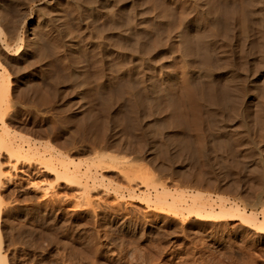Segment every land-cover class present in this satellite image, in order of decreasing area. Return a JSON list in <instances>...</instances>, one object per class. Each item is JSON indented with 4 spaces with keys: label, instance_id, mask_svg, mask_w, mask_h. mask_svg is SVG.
Wrapping results in <instances>:
<instances>
[{
    "label": "rangeland",
    "instance_id": "rangeland-1",
    "mask_svg": "<svg viewBox=\"0 0 264 264\" xmlns=\"http://www.w3.org/2000/svg\"><path fill=\"white\" fill-rule=\"evenodd\" d=\"M85 1L54 0L52 6L56 9L55 12L61 13L63 28L65 26L66 34L71 36L69 38L73 43L72 51L75 52L70 53L73 55L66 54L64 49L61 51L64 46L59 35L56 37L54 30L53 34L51 26L46 29L47 26L38 21L37 15H29L26 17L28 21L25 27L20 26L22 33L19 34L23 37L36 33L35 36L40 39L35 52L40 63L43 62L44 67L41 65V70L46 73L41 71L40 73L44 74L42 75L35 69L31 77L29 75L30 81L37 85L33 87H36V91L32 90L30 94L36 104H33L30 96L23 99L20 93L7 98V106L10 108L8 107L5 118L12 133L6 131L3 134L21 135L49 144L63 153H69L71 159L80 163L81 169L84 170L88 166L94 169L98 164V157L103 152L116 155L120 165L113 170L102 169V174L106 177H100L103 180L102 185L91 190L92 200L86 205L77 201L79 187L76 184L67 185L57 181L53 174L42 170L44 165L40 161L23 162L24 164L20 163L15 169L10 163L17 160L16 151L12 157L3 153L1 160L5 162L4 168L8 172V178L3 180L1 188V255L6 258L8 264H264V233L259 232L257 228L246 226L239 218L212 220L189 215L187 211H181L178 216L167 213L158 207L160 202L156 199L144 200L145 185H141V177L147 176L155 184H166L172 190L201 191L209 196L221 197L225 201L235 200L248 210L255 209L259 213L263 211L264 121L261 124L259 119L264 117V97L262 101V97L259 98L258 95L264 92V85H259L264 82V77L259 73L256 75V72L264 59L257 42L258 37H255L259 30L258 23L255 16L251 18L252 0H248L251 4L247 0H228L227 4H223L227 0H218L214 4L218 5L222 1L219 6L221 5L222 9L225 7L227 11V7L232 6H229V10L234 9L236 16L233 15L232 20V15L225 18L231 23L233 21L234 28L226 21L224 15L217 17L218 23L215 18L212 22H216L210 24L212 27L205 22L208 17L206 2L210 0H204V3L198 0L201 1L200 8L205 7L202 10L199 9L197 0H102L97 2V5L94 4V10H89L88 7L87 10ZM244 2L251 6V11L245 9L246 13L251 12V15L248 13V24L255 26H248L250 33L254 31L251 29L255 28L254 33L249 35L255 34L251 37V44H255L251 45V48L254 57L256 56L250 58L248 64L251 66L253 62L256 66H247L252 70L251 74L254 72L257 80L255 84L262 86V90L258 93L260 87H252L249 81L246 83L245 78L242 81L243 84H248L246 91L244 89L245 94L255 88L258 90H252L255 94L249 92L246 98L247 95L244 94V104H241L237 99V84L233 87L229 82H241L244 78H241L242 69L237 67L239 63L238 66H242L243 61L240 62V58L243 59L244 54H241L240 48H244L240 46L236 49V45L241 43L237 41L238 29L235 28L241 22L239 16L243 12L240 14V9L242 4L246 6ZM2 8L0 6V15L5 10H12L7 11L9 16L7 13H3L2 18L0 16L1 36L3 40H9L8 35L11 34L8 32L14 24L21 21V16L17 13L20 17L16 19L13 16L16 11L12 7L5 10ZM191 8L197 10L196 14ZM189 11L193 13L190 12L192 16ZM188 13L191 17L189 20ZM4 15L7 18L13 16L10 20H15L14 24L11 25L9 18L7 20ZM196 19H200V22L204 20L201 24L205 23V29L207 26L212 28L206 34L209 35V40L205 38L203 43L199 42L200 38L196 42L198 33L192 32L194 30L188 25V22ZM20 21L18 23H22ZM135 22L138 27L132 24ZM141 23L144 28L139 26ZM127 27L133 28L128 31ZM120 29L132 32L133 34H129L133 37L123 35L124 30ZM134 29L139 30L133 32ZM233 29L235 32L231 34ZM185 31L190 37L197 34L194 36L196 39L189 40V36L187 38L185 33H181ZM229 31L231 36H234L230 41L225 38ZM227 43L231 44L232 51L236 49V54L234 51V54H228L231 50L225 51L230 47ZM222 44L227 47L223 49L224 52H221ZM16 48L15 45L13 49ZM219 48L221 51L217 50ZM216 50L223 53L221 58L231 55L229 57L232 61L229 57L227 59L229 58L230 62L226 61L225 57L224 61L220 59L218 55L221 54L217 52L216 55ZM237 51L241 52V57ZM62 52H65L66 56ZM138 54L140 58L136 57ZM71 57H74L75 63ZM257 57L263 59V62ZM193 58L197 62H192ZM255 59L262 63L255 64ZM71 61L75 65L78 64V77L72 73V69L73 76L70 73V68L74 66ZM139 62L141 66H145L140 68L141 72ZM204 62L209 64V68ZM198 63L199 69L203 65L202 69L208 68L215 72L206 70L213 73L210 84H215L218 96L216 101L213 100L216 102L215 108H212L214 103L210 102L214 98L210 96L209 100L207 96L208 99H203L206 104L199 98V94L196 95L194 87H199V83L200 86L201 83H206L192 74V70L196 68L193 66ZM230 66L235 68L230 70L232 76L240 70L237 72L238 77L229 74L230 78H227H232L231 81L222 74L226 69L229 70ZM141 69H147L149 76H146L149 79ZM42 76H45L44 80L52 83L51 87L41 85ZM15 79L16 75L11 74L9 81L14 84ZM150 79L154 80L156 88L148 82ZM76 81L80 87H77ZM146 81L149 86H153L151 89H156V95L151 93L152 90L147 87ZM226 83L229 84L228 88ZM157 87L160 89L158 92ZM227 89L232 92V97L236 94L237 98L234 97L237 100L231 99V92ZM223 92L227 95H223ZM219 95H223L225 99ZM196 96L198 97L195 98ZM227 96L231 100V106L229 103L226 105L229 100L225 101ZM29 99L32 101L29 102ZM79 101L84 105L79 104ZM77 103L80 107L84 106L83 109L75 107ZM232 106L236 111L242 110L246 113L243 115L247 116L251 128L243 116L237 119L239 112L237 115L234 114L236 111H232L233 115L230 113L231 109L235 110L231 108L229 111ZM84 110L91 115L88 112L85 114ZM88 116H91L93 122L86 119ZM148 124L150 127L146 126ZM240 124L247 126L243 128L244 131H241L243 126L240 127ZM244 132L248 134L245 135ZM247 136L249 137L246 138ZM251 151L253 154L256 152V155L251 154ZM253 156H258L256 160L259 158V171L248 168V162ZM133 164L137 167L128 174L127 167ZM130 186L135 189L133 193L128 190Z\"/></svg>",
    "mask_w": 264,
    "mask_h": 264
},
{
    "label": "bare ground",
    "instance_id": "bare-ground-1",
    "mask_svg": "<svg viewBox=\"0 0 264 264\" xmlns=\"http://www.w3.org/2000/svg\"><path fill=\"white\" fill-rule=\"evenodd\" d=\"M58 1V0H57ZM85 1V0H84ZM102 0H92V1H90L89 0V2H86V5H85V3H83L85 6H86V8L88 7L89 8V10L90 9H93L94 8V4H96L97 2H101ZM196 1V0H195ZM195 1H193V2H195ZM203 1V3H204V0H202ZM208 1V0H207ZM213 1V2H212ZM216 1L218 2V0H210V2L208 1V2H206V0H205V2H206V4H207V6H206V8H208V9H205V10H208V12H207V15H208V17H206L207 19H208V21H207V19L206 18H204V17H201V19H206L205 20V22H208L207 24L210 26V27H212L210 24H211V22L216 18V20H217V17H219L220 18V16L221 17H223V15H224V18L225 17H230L231 15V17H230V19L232 20L233 18L232 17H234V16H236V15H234V13L236 12V11H234V9H233V11H232V9H231V11L229 10V8L231 7L232 8V6L231 5H229L228 7H227V9H228V11L226 10V8L224 7L229 1L227 0V2L225 1V0H223V1H225V2H223V4L224 3H226L223 7V9H222V7H221V5L219 6V4H220V2H222V1H220L219 2V4L218 5H214L215 3H216ZM246 1V0H245ZM248 1V0H247ZM196 2H198V0L196 1ZM199 2H201V1H199ZM198 2V3H199ZM249 2V1H248ZM251 2H252V8H251V6H250V4H251ZM251 2H249V3H247V2H244V4L246 3V6H250V7H246V6H244L243 4L241 5L242 7H241V12H240V14H241V16H239L240 18H241V22L239 23V21H238V23H239V26L238 25H236V29H238L237 30V34H236V36H237V41L239 40V42L241 43V44H239V46H237L236 45V49H237V47L238 48H240V46H243L242 48H244V49H241L240 48V50H241V52H239V53H241V54H244V55H242V57H243V59L242 58H240V62H241V60L243 61L242 63H241V67H239L240 65V63H239V61H237L239 64H237V67L240 69H242L241 71L242 72H240V73H242V76L241 75H239V77L241 76V78H243L242 80H241V82H238L237 80H239L238 78H237V80H236V78H233V79H235L237 82H235V81H232V82H235V83H233L232 84V82H229V81H231L232 80V78L231 79H228V78H230L229 76L231 75V74H233V73H231L230 74V70L234 67H232L231 68V66H232V63H230L231 64V66H230V69L229 70H225V71H223V75H225V77L227 78V80H229L228 82L229 83H231L230 84V86H235L234 84H237V86H235L236 87V91H237V97H236V94L234 95V93H233V95L237 98V99H239L240 100V103L241 104H244V102H243V100H244V89L246 88L247 89V87H248V84H246V83H249L250 82V84H252V87H254L255 85V87H257V86H259V85H264V82H262V83H259V85H257V84H255V83H257V82H255V80H256V76L255 75H253L254 74V72H253V74H251V66L253 65V62H251L252 63V65L250 66L249 64H248V60L251 58L252 59V57L253 58H255L254 57V52L252 51V46H254L253 44H251V43H253V42H251V37L252 36H254V35H252V36H250L251 35V33H254V31H255V28L254 29H251V30H254V31H252L251 33H250V31H248V26H250L252 23H250V25L248 24V15L251 13V12H249V11H251V10H249L250 8L252 9V11H253V13H251L252 15H253V17H251L252 19L254 18V16L256 17L255 18V20H257V23H258V27L257 28H259V30H258V32H257V36H255V37H258V41L257 42H259V45H260V48H261V56H262V58L264 59V28H263V25H264V0H252ZM46 3V4H45ZM54 3V0H0V6L1 7H3L2 8V10L4 9L5 10V8L7 9V7H12L15 11H16V13H15V11L13 10V12L15 13V14H20V16H21V18H19V19H21V21L20 22H22V23H18L17 22V24H14L13 22L15 21V20H13V19H11V20H13V21H11L10 20V18H12L13 16L16 18V17H18L19 15L17 14V16L15 15V14H13V16L11 17L10 16V18H9V21L8 22H11L10 24L11 25H13L11 28V30H10V32H8V33H10L11 35H8V37H9V40H7V39H5V40H3V38H2V36H1V34H2V30H1V28H0V199H1V188H2V185H3V180L5 179V178H8V177H6V176H8V172L5 170V168H4V163L5 162H2V160H1V156H3L4 154L3 153H5V154H7V156H9V157H12V156H14L15 155V152L14 151H16V153L18 154V158H17V160L14 162V163H10L11 165H12V168H17L18 167V165L21 163H23V162H25V163H31V162H33V161H40V163L41 164H43L44 166H43V169L42 170H44V171H46V172H48V173H51V174H53L54 176H55V178H56V180L57 181H62L63 183H65V184H67V185H72V184H76L78 187H79V191L77 192V198H78V200L77 201H79L80 203H85L86 205L88 204V203H90V201L92 200V197H91V190H93V188H97L98 186H100V185H102V179L100 178L101 176H102V178L104 179V177H106L105 175H103L102 174V169H108V170H113V169H115V167H117V166H119L120 165V163H119V159H118V157L116 156V155H112V154H110V153H107V152H103L102 154H100V156L98 157V164L96 165V167L93 169L92 167H89L88 166V168L87 169H81V164L80 163H76V162H74L73 161V159H71V157H70V155H69V153H63V152H61L60 150H58L57 148H55V147H53V146H51V145H49V144H44V143H42L41 141H39V140H37V139H32V138H28V137H24V136H19V135H16V134H11V135H13V136H10L9 134L10 133H12V131L10 130L11 128H10V125L8 124V122H7V120H6V118H5V116H6V114H8L7 113V111H9L8 109L10 108L9 106H7V98H10V96L12 97V95H16L17 93H20L22 96H23V99H26V98H24V97H27L28 98V96H30V94L32 93V90H35V88L37 87V85H35L34 83H32L31 81H30V79H29V75H30V77H31V75H32V71L33 70H35L36 69V71H39V73L42 71L41 70V68H42V66H43V62H42V64L40 63V59H39V57H37L38 55L36 54V52L35 51H37V50H35V48L37 49V42H40V39H38L37 38V36H35V34L36 33H30L27 37H23V35H20L19 33H22L21 32V29L19 30V28H20V26H22V27H25V25H26V23H27V21H28V19L26 18V17H28L29 15H37V19H38V21L40 20L42 23H43V25L45 24L47 27H46V29H48V26H51V28H53L52 29V31L54 30L55 32H56V37H57V35H59V38L61 39V41H62V45L64 46V47H62V49H61V51H63V49H64V51H66L67 53L66 54H71L70 53V51L71 52H75V50L74 51H72V48H73V43L71 42V38H69V36L66 34L67 33V31L65 32V30H64V28H65V26H64V28H63V25H62V21H61V19H62V17H61V13L60 12H55L56 11V9H54V8H52V6L54 5L53 4ZM198 3H196V5L198 4ZM57 4V3H56ZM56 4H55V6H56ZM209 4H211V5H209ZM222 4V3H221ZM97 5V4H96ZM95 5V6H96ZM199 5V9H201L200 8V3L198 4ZM202 5V4H201ZM194 7V6H193ZM196 7V6H195ZM194 7V8H195ZM201 7H203L202 9H204L205 7L204 6H201ZM88 8H87V10H88ZM96 8V7H95ZM194 8H191L190 10L192 11L193 10V13L194 14H196L195 12L197 11L196 9H194ZM197 8H198V6H197ZM246 8H248V12L246 13ZM201 9V10H202ZM242 9L244 10V11H242ZM246 9V10H245ZM1 10V9H0ZM11 10V8L9 9V10H5V12H3V13H7V11H10ZM94 10V9H93ZM195 10V11H194ZM12 11V10H11ZM10 11V12H11ZM191 11H189V13L191 12ZM227 11V12H226ZM201 12H203V11H201ZM205 12V13H206ZM226 13L227 15H225L224 13ZM229 12H233L232 14L231 13H229ZM237 12H239V11H237ZM3 13H2V15H3ZM189 13H188V15H189ZM192 13V12H191ZM191 13H190V15H191ZM192 13V14H193ZM198 13V12H197ZM249 13V14H248ZM0 14H1V11H0ZM8 14V13H7ZM6 14V15H7ZM239 14V13H238ZM237 14V15H238ZM250 14V15H251ZM2 15H0L1 16V18L3 17ZM6 15H4V18L6 17ZM12 15V14H11ZM33 15V16H34ZM190 15L189 16H187V20H189V18H191L190 17ZM203 15V14H202ZM206 15V16H207ZM220 15V16H219ZM234 15V16H233ZM8 16H9V14H8ZM19 16V17H20ZM192 16V15H191ZM13 17V18H14ZM194 17V16H193ZM0 18V19H1ZM4 18H3V20H4ZM7 18V17H6ZM8 18H7V20H8ZM26 18V19H25ZM236 18V17H235ZM235 18H234V22H235ZM240 18H238L239 20H240ZM250 18V19H251ZM17 19V18H16ZM222 19V18H221ZM226 19V18H225ZM229 19V20H230ZM237 19V18H236ZM32 20V19H31ZM140 20V19H139ZM200 20V19H199ZM197 21V19H196V21H190V22H188V25H190V27H191V29L192 30H194V31H192V32H194V33H198V35L197 34H195V35H197L198 37H197V39H196V37H194L195 35H194V33H193V37L191 36H189V35H187V33H186V31L185 32H181V33H185L186 35H187V38H189L190 37V39L189 40H194V38L197 40L196 42H198V39L200 38V40H199V42H201L202 41V43L203 42H205V38H208L209 37V35L208 36H206V34L207 33H209V32H207V31H210V29H212V28H209V26H207L208 28H209V30H208V28L207 29H205L204 28V26L203 25H205V23L202 25L201 23H203L204 22V20H202L201 22L200 21ZM210 20V21H209ZM220 20V19H219ZM228 19H226V21H227ZM17 21V20H16ZM37 21V22H38ZM140 21H142V20H140ZM252 22L254 21V20H251ZM7 22V23H8ZM31 22V21H30ZM36 22V21H35ZM199 22V23H198ZM216 22V21H215ZM214 22V23H215ZM228 23H231V21L229 22V21H227ZM13 23V24H12ZM41 23V24H42ZM190 23V24H189ZM213 22H212V24H214ZM216 23H218V20H217V22ZM232 23H233V21H232ZM232 23H231V25L230 26H232ZM237 23V22H236ZM237 23V24H238ZM253 23H255V22H253ZM257 23H256V25H257ZM10 24H7V25H10ZM22 24V25H21ZM132 24H135V26L136 27H138L136 24V22L135 23H132ZM132 24H130L131 26H132ZM39 25V24H38ZM44 25V26H45ZM130 25H128V26H130ZM142 25V23L141 24H139V26H141ZM143 26V28H144V25H142ZM218 26V25H217ZM237 26H238V28H237ZM252 26V25H251ZM250 26V27H251ZM43 27V26H42ZM42 27H40L41 29H42ZM126 27V26H125ZM125 27H122V28H125ZM134 27V26H133ZM132 27V28H133ZM136 27H134L135 29H137ZM189 27V26H188ZM190 27H189V29H190ZM233 28H234V25L232 26ZM253 27H255L254 25L252 26V28ZM44 28V27H43ZM131 27H127V30L128 29H132ZM141 28V27H140ZM28 29V28H27ZM27 29H26V31H27ZM30 29V28H29ZM35 29H37V28H35ZM46 29H44V30H46ZM134 29V31L133 32H136V31H138V30H135ZM250 29V28H249ZM120 30H124V31H122V34L124 35H126V34H128V35H131V34H129V33H132V32H127L126 31V29H120ZM232 30V29H231ZM230 30V31H231ZM234 30V29H233ZM20 31V32H19ZM37 32H38V30H36ZM36 31H33V32H36ZM43 31V30H42ZM49 31H51L50 29H49ZM54 31H53V34H54ZM128 31H130V30H128ZM230 31H229V33H227V37H225V38H227V40H231V38L232 37H234V36H231V34L232 33H234L235 32V30L234 31H232L231 32V34H230ZM40 32V31H39ZM46 32V31H45ZM29 33V32H28ZM47 33V32H46ZM181 33H180V36H181ZM38 34V33H37ZM133 34V33H132ZM250 34V35H249ZM27 35V34H26ZM25 35V36H26ZM122 35V36H123ZM185 35V36H186ZM192 35V34H191ZM228 35H230V36H228ZM234 35V34H233ZM189 36V37H188ZM4 37V36H3ZM71 37V36H70ZM131 37H133L132 35H131ZM130 37V38H131ZM182 37V36H181ZM230 37V39H228ZM183 38L185 39V37H184V35H183ZM186 38V39H187ZM37 39H38V41H37ZM236 39V38H235ZM234 39V40H235ZM253 39H255V38H253ZM189 40H188V43H189ZM208 40H209V38H208ZM226 40V39H225ZM224 40V41H225ZM187 41V40H186ZM207 41V40H206ZM228 41V42H229ZM193 42V41H192ZM233 42V40L231 41V43ZM61 43V42H60ZM224 43H226V42H224ZM255 43H256V40H255ZM190 44H192L191 43V41H190ZM201 44V43H200ZM228 44V43H227ZM233 44H235V43H233ZM15 45H16V50H14L13 49V47H15ZM204 45V44H203ZM230 47V49L229 48H227V47H225L224 46V44H222V46H221V48H219V49H217V50H219V51H221V52H224V50L223 49H225V48H227V50H225V51H230L231 50V44H228ZM252 45V46H251ZM75 46V45H74ZM216 46H218V45H216ZM223 46H224V48H223ZM39 47V46H38ZM220 47V46H219ZM235 47V46H234ZM256 47V46H255ZM218 48V47H217ZM254 48V47H253ZM260 48H259V50H260ZM221 49V50H220ZM229 49V50H228ZM233 49V48H232ZM236 49H235V51H234V49H233V51L235 52V54H236ZM216 50V55H217V51ZM239 50V49H238ZM242 50H244L245 52H243ZM257 50V49H256ZM232 50L228 53V54H231V52H232V54H234V52H233ZM255 51V50H254ZM219 53V54H221V55H218L219 57H220V59H223L224 57H225V59H226V61L228 60V62H230L229 61V58H230V60H231V57H229V56H231V55H228L227 57H229L228 59H227V57L226 56H223V58H221V56H222V54L223 53ZM38 53V52H37ZM63 53V52H62ZM65 53V52H64ZM63 53V54H64ZM239 53H238V51H237V54H238V56H239ZM68 54V55H69ZM241 54H240V56L239 57H241ZM256 54V53H255ZM258 54V53H257ZM1 55H2V57H1ZM37 55V56H36ZM65 55V54H64ZM71 55H73V54H71ZM195 55V54H194ZM193 55V56H194ZM224 55H227L226 53H224ZM259 55V54H258ZM66 56V55H65ZM135 56V55H134ZM140 55L138 54L136 57L138 58ZM192 56V55H191ZM217 56V57H218ZM234 57H236V55H233ZM144 57V56H143ZM195 57V56H194ZM260 57V56H259ZM259 57H257V58H259ZM69 58H70V56H69ZM72 59V61H73V58L74 57H71ZM135 58V57H134ZM140 58V57H139ZM66 59H68V58H66ZM194 59V58H193ZM232 59H233V57H232ZM235 59H237V58H235ZM234 59V60H235ZM239 59V58H238ZM263 59H260L259 58V60H263ZM205 60H207V58L205 59ZM255 60H257L256 62L254 61V63L256 64L257 62H260L258 59H255ZM71 61V63H72V65H74L73 67H72V65H71V67L72 68H70V73H71V69H72V73L74 74V75H76V74H78V72H79V70H78V72H77V68L79 69V67H77L78 66V64H74L73 62ZM192 61V60H191ZM194 61H196L195 59L192 61V62H194ZM223 61H224V59H223ZM225 61V62H226ZM232 61V60H231ZM250 61V60H249ZM264 61V60H263ZM262 61V62H263ZM66 62H68V61H66ZM146 62V61H145ZM197 62V61H196ZM208 62V61H207ZM235 62H236V60H235ZM262 62H260V63H262ZM70 63V62H69ZM68 63V66L70 65ZM140 63L141 62H139L138 64L140 65ZM149 63V62H148ZM189 63H190V60H189ZM234 63V62H233ZM260 63H258V65H261ZM192 64V63H191ZM195 64V63H194ZM193 64V65H194ZM204 64H206L205 62H204ZM226 64V63H225ZM229 64V63H228ZM227 64V66H229ZM236 64V63H235ZM234 64V65H235ZM42 65V66H41ZM136 66H137V64H135ZM138 65V66H139ZM192 65V66H193ZM197 65H199V63L198 64H196V66L194 65L193 67H196L194 70H192V74L193 75H196V77L198 76V77H200L201 79H202V81L204 82H206V83H201V86H200V83H199V87L198 86H196V87H194L193 85V87L195 88V90H196V95L197 94H199V98L201 99V100H203V99H205V98H207V96H209V100H210V96H211V98H214V99H211L210 100V102L211 103H214L216 100V98L218 97L216 94V88H215V84H214V86L212 85V84H210V82H211V79H212V74L213 73H215L214 72V70L212 71V69H208L209 68V64H206V66H208V68H206L205 70L204 69H202V67H203V65H202V67H200L201 69H199V67H197ZM200 65V66H201ZM239 65V66H238ZM247 65H249V67L250 68H248V66ZM76 66V67H75ZM191 66V67H192ZM206 66H204V67H206ZM254 66V65H253ZM256 66V65H255ZM254 66V67H255ZM44 67V66H43ZM145 68V66H139V71H140V68ZM223 67V66H222ZM226 67V66H225ZM236 67V71H237V68ZM258 67H260V66H258ZM81 68V67H80ZM149 68V67H148ZM151 68V67H150ZM198 68V69H197ZM229 68V67H228ZM257 68V67H256ZM256 68H254L255 70H256ZM192 69V68H191ZM211 70L213 73L211 74V72L209 73V72H207L208 70ZM248 69H250V70H248ZM252 69H253V67H252ZM258 69V68H257ZM45 70V69H44ZM142 71H143V69H141ZM146 70L147 69H145V71H143V73H146L145 74V77H147V76H149V75H147L148 74V72H146ZM207 70V71H206ZM217 70H219V69H217ZM233 70H235V68H233ZM255 70H253V71H255ZM259 70V71H258ZM257 71L258 72H256V75H257V73H259V75L260 76H263L264 77V62H263V64H262V66L258 69ZM240 71V70H239ZM239 71H237L238 73H239ZM43 73L45 72V71H42ZM141 72V71H140ZM191 72V71H190ZM217 72V71H216ZM219 72H220V70H219ZM232 72V71H231ZM237 72H234L235 74L233 75V76H237L238 77V73ZM250 72V73H249ZM14 73V75H16V79H15V81H14V84H12V81L10 82L9 80H10V77H11V74H13ZM31 73V74H30ZM38 73V74H39ZM43 73H40V74H42V75H44ZM46 73V72H45ZM72 73H71V75H72ZM150 73V72H149ZM236 73H237V75H236ZM39 74V75H40ZM142 74V73H141ZM191 74V75H192ZM219 74V73H218ZM230 74V75H229ZM79 75V74H78ZM143 76H144V74H142ZM147 75V76H146ZM45 76H47L46 74H45ZM44 76V77H45ZM73 76V75H72ZM152 76V75H151ZM214 76V75H213ZM232 76V75H231ZM232 76V77H233ZM255 76V77H254ZM44 77L42 76V80H41V85L43 86V85H49L50 87H51V82L49 81V80H44ZM76 77H78L77 75H76ZM218 77H219V75H218ZM47 78V77H46ZM45 78V79H46ZM148 78V77H147ZM193 78V77H192ZM191 78V79H192ZM195 78V77H194ZM193 78V79H194ZM214 78V77H213ZM217 78V77H216ZM220 78H222V76L220 77ZM226 78H224V80L223 79H221V80H223V81H225V79ZM247 79V82L245 83L246 84V87H245V84H243V80L244 79ZM259 78V77H258ZM76 80H77V78H75ZM149 79V78H148ZM200 79V80H201ZM264 79V78H263ZM144 81V83H145V78L143 79ZM147 80V79H146ZM214 80V79H213ZM261 80V79H260ZM142 81V80H141ZM150 81H152L151 79L148 81L149 83H151V85L152 84H154L153 83V81L152 82H150ZM249 81V82H248ZM257 81V80H256ZM77 82V81H76ZM148 82L146 81V83L148 84ZM201 82V81H200ZM261 82V81H260ZM79 83L81 84V81H79ZM212 83H214V82H212ZM77 84V87H80L81 85H79L78 84V82L76 83ZM160 84V83H159ZM227 84V83H226ZM249 84V85H250ZM40 85V86H41ZM162 85V84H161ZM197 85V84H196ZM34 86H36L34 89H33V87ZM144 86H145V84H144ZM154 88H156V85L154 84ZM165 86V85H164ZM262 86H259L260 87V89H259V92L258 93H260V90H262V88H263V90L262 91H264V86L262 87ZM76 87V88H77ZM147 87H150V89H151V87L153 88V86H149V84H148V86ZM193 87L191 88L192 89V92L194 93V89H193ZM229 87V84H227V88ZM232 87V88H233ZM251 87V88H252ZM262 87V88H261ZM161 88V87H160ZM224 88H225V86H224ZM78 89V88H77ZM79 89H81V88H79ZM146 89V88H145ZM148 89V88H147ZM163 89V88H162ZM229 89H231V87L229 88ZM229 89H227L228 91H230ZM234 89V88H233ZM246 89H245V91H246ZM152 90V92L151 93H153V94H155L156 92H155V90L154 89H151ZM151 90H149V91H151ZM153 90H154V92H153ZM248 90H249V88H248ZM252 90H258V88H255V89H252ZM252 90L251 91H249V92H251V94H253L254 93V91H253V93H252ZM36 91V90H35ZM148 90H146V92H147ZM148 91V92H149ZM158 91H160V89L157 87V92ZM223 91H224V89H223ZM226 91V90H225ZM227 91V92H228ZM231 91H232V89H231ZM230 91V92H231ZM230 92H228V93H230ZM235 92V91H234ZM248 92V94H250ZM34 93V92H33ZM163 93V92H162ZM256 93H257V91H256ZM157 94V93H156ZM155 94V95H156ZM158 94H160V93H158ZM219 94V93H218ZM222 94V93H221ZM248 94L246 93L245 95H247V96H245V98L246 97H248ZM255 94V93H254ZM262 94V95H261ZM260 95H258L259 96V98L260 97H262V101H263V97H264V92L263 93H261ZM33 95H35V94H33ZM148 95H150V94H148ZM193 95H195V94H193ZM223 95H227V94H224V92H223ZM220 96L219 95V97H223L224 98V96ZM230 95H231V99L232 100H237L234 96L232 97V92L230 93ZM257 95H255V97L257 96ZM17 96V95H16ZM153 96V95H152ZM158 96H160V95H158ZM214 96H216V97H214ZM229 96V95H228ZM227 96V98H226V102H227V99H229V97ZM251 96V95H250ZM257 96V97H258ZM31 97V98H30ZM29 98L30 99H32V96H30ZM153 97H155V96H153ZM198 96H196L195 98H197ZM157 98V97H156ZM198 98V99H199ZM29 99V102L30 101H32L33 102V104H36V103H34L35 101H34V97H33V99L32 100H30ZM155 99V98H154ZM208 99V98H207ZM206 99V100H207ZM225 99V98H224ZM213 100H215L214 102H213ZM238 100V101H239ZM204 101V100H203ZM225 101H224V104H225ZM229 101L231 102V100L229 99L228 100V102H227V104L226 105H229L230 104V106H231V103H229ZM237 101V102H238ZM248 100H246V102H247ZM261 101V102H262ZM25 102V101H24ZM31 102V103H32ZM205 102V101H204ZM209 102V101H208ZM233 102V101H232ZM235 102V101H234ZM245 102V103H246ZM80 103H82V101L80 102L79 101V104ZM206 104H207V102H205ZM204 103V104H205ZM216 103V102H215ZM215 103H214V107H212V108H215ZM229 103V104H228ZM236 103V102H235ZM263 103H264V101H263ZM26 104H30V103H26ZM78 104V103H77ZM76 104V106L75 107H77V106H79V104L77 105ZM83 104V103H82ZM234 104V103H233ZM32 105V104H31ZM84 105V104H83ZM212 105V104H211ZM238 106H239V103L237 104ZM13 106V105H12ZM27 106V105H26ZM33 106V105H32ZM36 106V105H35ZM38 106V105H37ZM81 106V105H80ZM79 106V107H80ZM208 106V105H207ZM234 107L236 106V105H233ZM230 107L229 108V111H230V109L231 108H233V109H235V110H232L231 109V111H230V113L233 115V113H232V111L234 112V111H236L237 109H240V108H238V106H236V108H234V107ZM245 106H247V105H245ZM244 106V108L246 109V107ZM9 107V108H8ZM82 107H84V106H82ZM82 107H80V108H82ZM209 107V106H208ZM226 107V106H225ZM228 107V106H227ZM241 108H242V105L240 106ZM203 108H205V106L203 105ZM47 109V108H46ZM78 109V108H77ZM83 109V108H82ZM85 109V108H84ZM209 109V108H208ZM86 110H87V105H86ZM86 110H84V112L86 111ZM89 110V109H88ZM207 110V109H206ZM244 110V109H243ZM11 111V110H10ZM80 111H81V109H80ZM246 111V110H245ZM43 112V111H42ZM83 111H82V113H84ZM88 112V111H87ZM87 112H85V114H87ZM89 112H92V111H90L89 110ZM88 112V114H90ZM237 112H239V110L238 111H236V112H234V114H236ZM240 112L242 113V115H240ZM239 113H238V117L237 116H235V117H237V119L238 118H240V117H242L243 119L244 118H246V119H244V121L245 120H247L248 121V118H247V116L246 117H244L245 115H243L244 113L242 112V110L240 111ZM45 113V112H44ZM47 113V112H46ZM45 113V114H46ZM85 114H83V115H85ZM92 115H93V112L91 113ZM90 114V115H91ZM246 114V113H245ZM155 115V114H154ZM86 117H87V115H85ZM84 116V117H85ZM94 116V115H93ZM92 116V119H94V117H97L96 115L93 117ZM153 115H151L150 117L151 118H153L152 117ZM155 116H157V114L155 115ZM160 116V115H159ZM263 117V116H262ZM89 118V119H88ZM88 118H86L88 121L89 120H91L90 118H91V116L89 117L88 116ZM145 118V117H144ZM144 118H143V121H144ZM147 118V117H146ZM150 118V119H151ZM155 118H158V117H155ZM154 118V119H155ZM160 118V117H159ZM158 118V119H159ZM242 118L240 119L241 120V123H243L242 121ZM85 119V120H86ZM98 119V118H97ZM97 119L95 120V121H97ZM148 119H149V116H148ZM147 119V120H148ZM262 119V120H261ZM264 119V117L263 118H261L260 117V121H261V124L263 123V120ZM146 119H145V121H147ZM157 120V119H156ZM252 120V119H251ZM257 120V119H256ZM92 122H93V120H91ZM155 121V120H154ZM253 121V120H252ZM85 122V121H84ZM87 122V121H86ZM151 122H152V120H151ZM150 122V123H151ZM251 122V121H250ZM254 122H256L255 121V119H254ZM95 123V122H94ZM94 123L91 125V126H93L94 125ZM98 123V122H97ZM148 123V122H147ZM149 123V124H150ZM245 123V122H244ZM248 123H249V121H248ZM253 123V122H252ZM87 124V123H86ZM88 124H90V122L88 123ZM143 124H144V122H143ZM149 124L148 125H146V126H148V127H150L149 126ZM251 123H249V125H250ZM254 124V123H253ZM247 125V124H246ZM263 125V127H264V123L262 124ZM90 125H88V127H89ZM144 126V125H143ZM240 127H242L241 126V124L239 125ZM87 127V126H86ZM145 127V126H144ZM247 127V126H246ZM245 126H243L242 127V129H241V131L243 130V128L245 129L246 128ZM250 128H251V125L249 126ZM91 128V127H90ZM147 128V127H146ZM145 128V129H146ZM148 129V128H147ZM247 130V129H246ZM6 131H11V132H9V134H6V135H4L3 134V132H6ZM244 131V130H243ZM248 131H250V129L248 130ZM245 133V132H244ZM243 133V134H244ZM247 133V132H246ZM245 133V135H247ZM9 136V137H8ZM249 136H247L246 138H248ZM248 141H249V139H248ZM248 144H250V142H248ZM254 152V151H253ZM255 154H253L252 153V151H251V154H253V155H256V152H254ZM252 155H250V157H251ZM117 157V158H116ZM258 157V156H257ZM256 157V158H257ZM256 158H255V156H253L252 158H251V160H250V162H248L249 164V167L248 168H250V170L252 169V170H254V171H259V169H260V167H259V169L257 170V168H258V166L260 165L259 163L260 162H258L259 161V158H258V160H256ZM10 162V161H9ZM9 164V165H10ZM20 164V165H21ZM24 164V163H23ZM119 164V165H118ZM247 165V166H248ZM135 167H137L135 164H133V165H130L129 167H127V172H128V174H130L131 173V171H133V170H135ZM20 168V167H19ZM256 169V170H255ZM21 170V169H20ZM22 170H24V169H22ZM41 172V171H40ZM107 177H109V176H107ZM141 185L142 186H144L145 187V192H146V197L144 198V200H146V201H150L152 198H154V199H156L158 202H160V205H159V203L158 202H156V200H155V202L156 203H158L157 205H159L158 207L160 208V209H162L163 211H167V213H173V215L175 214V215H177L178 216V214L179 213H181V211H187V213L189 214V215H195V216H197V217H199V218H202V219H214V220H217V219H223V218H229V219H231V218H239L240 220H241V222L243 223V224H245L246 226H248V227H255V228H257V230L259 231V232H262V233H264V209H262L263 211L261 212V213H259V212H257L255 209H252V210H248L247 208H246V206H243V205H241L239 202H237V201H233V200H230V199H227L226 201L225 200H222V198L221 197H218V196H209L208 194H205L204 192H201V191H195V190H172V189H170L166 184H155L150 178H148L147 176H143V177H141ZM46 186V185H45ZM46 188V187H45ZM44 189V188H43ZM128 190H130L132 193L135 191V189H134V187H132V186H130L129 187V189ZM153 190V191H152ZM133 197H135V195H132ZM83 204H81V205H83ZM246 205V204H245ZM255 205H256V203H255ZM0 218H1V208H0ZM2 245H3V237H2V231H1V225H0V264H8V262H7V260H6V258L4 257V256H2L1 255V249H2Z\"/></svg>",
    "mask_w": 264,
    "mask_h": 264
}]
</instances>
